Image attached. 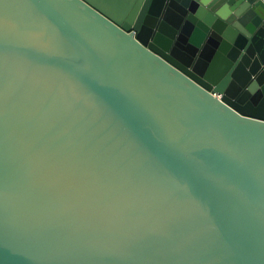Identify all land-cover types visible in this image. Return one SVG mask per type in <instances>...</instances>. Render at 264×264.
<instances>
[{"label": "water", "instance_id": "1", "mask_svg": "<svg viewBox=\"0 0 264 264\" xmlns=\"http://www.w3.org/2000/svg\"><path fill=\"white\" fill-rule=\"evenodd\" d=\"M0 264H264V3L0 0Z\"/></svg>", "mask_w": 264, "mask_h": 264}, {"label": "built area", "instance_id": "2", "mask_svg": "<svg viewBox=\"0 0 264 264\" xmlns=\"http://www.w3.org/2000/svg\"><path fill=\"white\" fill-rule=\"evenodd\" d=\"M264 3V0H261Z\"/></svg>", "mask_w": 264, "mask_h": 264}]
</instances>
